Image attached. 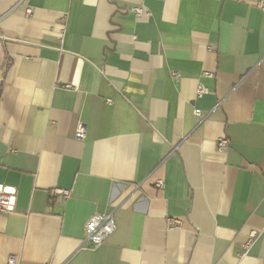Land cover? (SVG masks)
<instances>
[{
  "label": "crops",
  "instance_id": "crops-1",
  "mask_svg": "<svg viewBox=\"0 0 264 264\" xmlns=\"http://www.w3.org/2000/svg\"><path fill=\"white\" fill-rule=\"evenodd\" d=\"M259 3L0 0V264H264Z\"/></svg>",
  "mask_w": 264,
  "mask_h": 264
},
{
  "label": "built area",
  "instance_id": "built-area-1",
  "mask_svg": "<svg viewBox=\"0 0 264 264\" xmlns=\"http://www.w3.org/2000/svg\"><path fill=\"white\" fill-rule=\"evenodd\" d=\"M257 7L264 12V3H259ZM26 13L29 14L30 10L27 9ZM131 13L139 18L145 15H148L145 8L142 6L133 7ZM206 76H211L208 73H204ZM208 90L199 85L197 88L196 96L200 97L204 94H207ZM107 103L110 104L111 101L107 100ZM195 117H200V111L195 110ZM74 139L78 142H82L85 139V128L82 124H78L75 131ZM215 148L218 152H226L229 149V140L227 138H219L215 142ZM163 183L161 181L156 182L155 187L162 188ZM49 197L51 200H65L70 197V192L68 190L61 189H51L49 190ZM15 195L16 191L13 188H8L0 184V215L9 214L14 211L15 205ZM179 222L173 221L170 223L171 228H177ZM115 230L114 217L111 213L95 214L91 216L84 224V239L83 244H88V248L94 249L98 246H101L105 241L113 234ZM256 234L252 233L251 238H255ZM248 246H244L243 249H247ZM8 264H15L14 257H10Z\"/></svg>",
  "mask_w": 264,
  "mask_h": 264
},
{
  "label": "trees",
  "instance_id": "trees-1",
  "mask_svg": "<svg viewBox=\"0 0 264 264\" xmlns=\"http://www.w3.org/2000/svg\"><path fill=\"white\" fill-rule=\"evenodd\" d=\"M2 82L0 81V94H1Z\"/></svg>",
  "mask_w": 264,
  "mask_h": 264
}]
</instances>
